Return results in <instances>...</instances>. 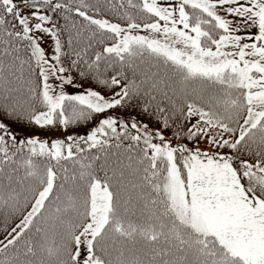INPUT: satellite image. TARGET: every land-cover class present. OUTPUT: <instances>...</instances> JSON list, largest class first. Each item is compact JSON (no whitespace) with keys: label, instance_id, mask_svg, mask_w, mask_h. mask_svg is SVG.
Segmentation results:
<instances>
[{"label":"snow or ice","instance_id":"obj_1","mask_svg":"<svg viewBox=\"0 0 264 264\" xmlns=\"http://www.w3.org/2000/svg\"><path fill=\"white\" fill-rule=\"evenodd\" d=\"M0 264H264V0H0Z\"/></svg>","mask_w":264,"mask_h":264}]
</instances>
